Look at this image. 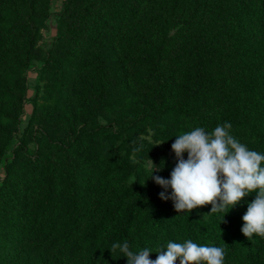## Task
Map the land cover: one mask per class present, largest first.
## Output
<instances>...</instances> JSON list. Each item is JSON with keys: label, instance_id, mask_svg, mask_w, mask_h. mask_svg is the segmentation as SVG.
<instances>
[{"label": "trees", "instance_id": "1", "mask_svg": "<svg viewBox=\"0 0 264 264\" xmlns=\"http://www.w3.org/2000/svg\"><path fill=\"white\" fill-rule=\"evenodd\" d=\"M144 1H76L75 8L64 17L70 28L60 38L67 37L72 43L86 42V52L91 38L103 36L98 31L101 23L105 25L110 21H119L126 14H133V5ZM37 2L0 0V7L13 5L17 17V20L9 23V28L16 31L0 28L2 60L6 59V54L11 55V61L20 57L21 51L15 49L8 36L28 29L29 20L25 17L33 18L36 15ZM192 5L194 7L187 22H181L183 17H180L171 31H146L139 38L134 36L128 39L134 65V74L128 78L131 85L128 86H133L140 96L139 115L128 125L117 120L106 124L98 120V108L107 93L103 69L98 65L99 57L91 61L96 62V67L88 70L77 83L70 105L67 134L61 140L47 137L43 150H39L37 155L24 153L23 148L17 146L11 158L4 157L17 131V122L12 121L4 108L0 107V163L6 172L0 183V264H13L12 257L1 251L8 245L7 249L16 248L14 259L18 264H37L33 260L38 251L36 247L59 239L67 243L72 233H83L80 227L86 208L84 185L93 182L91 177H99L102 183L97 189L100 198V209L97 210L99 219L88 225L87 233H83L84 239L89 238L92 243L89 253L105 255L106 258L116 252L110 251L113 243L122 244L126 240L131 247L134 232H129L134 226L135 207L120 222L118 220L117 225L122 226V230L110 244H103L104 241L98 238L97 228L102 223L114 220L121 206L127 203L133 189L130 179L139 180L142 171L149 172L141 166V162L149 158L159 159L162 151L158 142L173 144L172 130L178 126L180 128V124L172 123L163 129L162 121L157 116L165 112L168 116L175 115L176 111L187 115L185 109L192 111L204 87L215 79V67L219 63L230 61L234 71L238 72L264 64V0H236L225 8L224 5L222 8L210 7L208 13L204 11L206 5L209 6L208 0H195ZM77 24L78 27L73 29ZM187 25L192 35L188 40L193 38L191 53L195 68L193 75L172 85L163 71L164 50L169 43V35ZM259 36L261 39L255 43ZM81 57L83 63H89L85 53ZM5 91L3 80L0 81V96ZM263 94L264 75H261L241 87L217 118L211 120L210 114L200 115L196 121L197 127L212 131L217 125L230 123V131L235 138L250 150L264 153V105L260 100ZM149 112L153 114V124L147 115ZM149 128L152 129L150 136L153 139L143 136L149 135ZM255 196L253 192L244 197L225 215L223 212L210 213L211 204L197 207L191 212L185 210L178 213L171 199L160 200L163 209L175 213L181 221L177 243L190 239L198 245L224 248L227 260H237L241 264H264V237L253 234L249 239L241 231L245 223L242 217ZM160 228L169 233H166L167 240L175 238L169 227L161 225ZM164 246L161 241L150 237L145 244L135 245L132 251L150 248L153 252L149 258L155 260V252ZM119 255L118 262L123 258L126 259L124 264H127L123 253ZM176 264H179V259Z\"/></svg>", "mask_w": 264, "mask_h": 264}, {"label": "rangeland", "instance_id": "2", "mask_svg": "<svg viewBox=\"0 0 264 264\" xmlns=\"http://www.w3.org/2000/svg\"><path fill=\"white\" fill-rule=\"evenodd\" d=\"M76 1L78 3L80 0H38L36 15L33 18L25 17L29 20L28 29L8 36L15 49L21 52L20 57L14 61H11L10 54H6L4 60L0 58V81L4 80L6 88L5 93L0 96V107L4 108L12 121L17 122V131L7 147L4 156L6 158L13 156L17 146H21L24 153L37 155L39 150H43L47 137L53 140H61L65 137L70 127V105L77 90V83L88 70L96 67V62L91 63L95 57L100 58L99 61L97 60L98 65L103 69V79L107 83V93L98 108V120L103 124L115 120L121 124L125 122L123 125L132 122L135 116L139 115L140 96L133 86H128L130 84L128 78H132L134 74L128 39L134 36L139 38V35L146 31H164V33L171 31L180 17H183L181 22L186 23L194 7L192 4L195 3V0H145L141 4L138 3L139 5L135 3L133 14H126L119 21H110L105 25L101 23L98 31L102 32L103 36L91 38L90 46L84 52L87 38L84 39V44L81 41L72 43L67 37L60 38V35L70 28L64 17L75 8ZM235 1L208 0L209 6L206 5L204 11L208 13L207 9L213 6L222 8L224 5L225 8ZM13 9L14 6L10 4L0 7V28L16 31L15 28H9L10 21L17 20ZM74 27H78V24L73 26V29ZM189 31L191 30L187 25L172 32L164 50L163 71L172 85L193 75L194 72L193 52L191 53L193 38L188 40L192 36ZM260 39L259 36L254 42ZM84 53L88 56V64L82 62L84 60L81 54ZM232 64L226 61L216 65L215 79L204 87L205 90L201 93L197 104L193 106V110L185 109L187 115L177 111L175 115L170 116L166 112L161 113L160 116L154 115L162 121L163 129L172 123L180 124V128L178 126L172 130L173 143L175 136L193 130L195 125L198 126L196 121L200 115L210 114L211 120L217 118L220 111L230 105L241 87L247 86L251 79L256 80L264 75V64H256L254 69L245 72L234 71ZM96 72L98 73V70ZM260 100L264 105V94ZM147 115L150 118L153 114L149 112ZM148 119L146 121H149ZM154 121L151 117L150 123L153 124ZM165 123L168 124L163 126ZM186 127L188 130H185ZM149 131V135L143 136L153 139L150 136L152 129L149 128ZM158 143L162 154L158 160L149 159L161 170L154 171L152 175L170 179L178 160L170 144H165L163 141ZM183 155L187 159V152ZM149 159L141 162V166L149 172L142 171L139 180L133 177L130 179L133 187L130 198L121 206L117 217L108 223H102L97 228L98 238L104 241L103 244H110L122 230V226H118L117 222L127 216L132 207H135L136 214L134 226L129 232L130 234L132 230L134 232L130 250H134L135 245L145 244L150 237L161 241L164 247L169 241L177 242L180 239L179 217L175 213L166 212L160 200L161 192H165L166 195L171 194L172 190L163 189L149 178L153 167ZM162 162L163 167H161ZM5 176L4 166L0 163V183ZM91 178L93 182L84 185L86 208L80 227L83 233L85 231L87 233L88 225L96 223L99 219L97 210L100 209V198L97 189L102 181L99 177ZM161 225L169 227L176 240L172 237L167 240L166 236L169 233L162 230ZM83 233L77 231L72 233L67 243L59 239L54 243L36 247L38 251L37 255L35 253L33 256V260L37 264H116L118 262L121 253L119 250L106 258L105 255H91L89 250L92 243L89 238L84 239ZM7 247L2 248V253L12 257L13 264H18L14 259L16 248L7 249ZM125 262L126 259L122 258L117 264ZM224 264L241 263L237 260L225 259Z\"/></svg>", "mask_w": 264, "mask_h": 264}, {"label": "clouds", "instance_id": "3", "mask_svg": "<svg viewBox=\"0 0 264 264\" xmlns=\"http://www.w3.org/2000/svg\"><path fill=\"white\" fill-rule=\"evenodd\" d=\"M232 125L225 122L212 131L195 127L175 136L171 145L178 163L170 179L153 176L160 171L154 163L149 178L163 189L171 188V196L160 193L162 200L171 199L178 213L211 204V212L224 215L244 197L255 192V199L248 203L242 217V233L249 239L253 234L264 237V153L250 150L231 134ZM139 150V149H137ZM187 152V159L184 153ZM163 167V162L161 164ZM135 182V181H134ZM133 182V183H134ZM223 222V221H222ZM119 250L127 264H224L226 251L219 246L198 245L192 240L183 243L169 241L149 258L153 251L145 247L133 252L127 241L111 245L110 251Z\"/></svg>", "mask_w": 264, "mask_h": 264}]
</instances>
